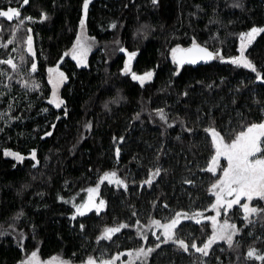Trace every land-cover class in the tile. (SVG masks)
Returning <instances> with one entry per match:
<instances>
[{
    "label": "trees",
    "instance_id": "trees-1",
    "mask_svg": "<svg viewBox=\"0 0 264 264\" xmlns=\"http://www.w3.org/2000/svg\"><path fill=\"white\" fill-rule=\"evenodd\" d=\"M255 27L264 0H0V264L111 257L143 245L137 224L205 204L219 178L203 164L214 153L207 131L232 144L264 123V32L247 53L253 70L231 61ZM82 29L93 41L80 68L69 51ZM57 67L59 109L49 102ZM109 173L127 186L106 185L104 212L73 218L56 199ZM238 225L233 243L203 258L192 246L212 226L185 220L150 264H264V203Z\"/></svg>",
    "mask_w": 264,
    "mask_h": 264
},
{
    "label": "rangeland",
    "instance_id": "rangeland-1",
    "mask_svg": "<svg viewBox=\"0 0 264 264\" xmlns=\"http://www.w3.org/2000/svg\"><path fill=\"white\" fill-rule=\"evenodd\" d=\"M264 32V27H255L244 33L239 40V54L231 61L245 68L254 69L248 60L247 53L254 45L257 38ZM86 30H81L80 35L71 47L69 55L78 67H86L90 60L89 44L93 41ZM14 67L12 61H6ZM153 78V72L144 75H135L134 79L142 84ZM49 79L52 87L50 104L59 109L63 105L61 90L67 81L65 73L60 67L49 71ZM264 112V110H263ZM232 122V120H231ZM206 137L211 139L214 153L204 160L205 167L218 180L213 183L205 204L195 203L187 215L177 214L166 223L152 220L148 223L137 224L134 228L138 232V238L143 245L138 249L124 250L114 256L107 257L106 253H100L99 259H89L83 264H150L154 253L165 244L175 240L176 232L185 220L190 225L204 221L212 226V236L206 240L195 243V252L205 258L211 249L222 244H231L241 232L239 223L247 224L255 217L259 206L264 203V156H262V142L264 141V123L249 128L232 144L226 143L223 136L213 130H208ZM6 157H12L16 162L25 159L36 160L32 153L28 157L16 152L6 150ZM107 184L116 187H126V183L115 173L104 175L99 183L86 191H80L72 196H63L58 193V202L67 205L72 210L73 218L83 217L91 213H101L107 210L108 203L103 192ZM236 192L229 197L231 191ZM143 216H148L144 211ZM230 215L233 216L230 218ZM184 225V224H183ZM128 225L120 224L105 231L101 241H110L119 232L127 229ZM152 245H149V241ZM185 258V254L183 255ZM185 261V259L183 260ZM187 264H190L188 260ZM25 264H29L28 261ZM39 264H42L39 262ZM43 264H69L59 260H50Z\"/></svg>",
    "mask_w": 264,
    "mask_h": 264
},
{
    "label": "water",
    "instance_id": "water-1",
    "mask_svg": "<svg viewBox=\"0 0 264 264\" xmlns=\"http://www.w3.org/2000/svg\"><path fill=\"white\" fill-rule=\"evenodd\" d=\"M214 59V56L212 57V60ZM236 192V188H234L231 193L229 194V197H232Z\"/></svg>",
    "mask_w": 264,
    "mask_h": 264
}]
</instances>
